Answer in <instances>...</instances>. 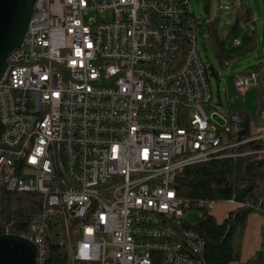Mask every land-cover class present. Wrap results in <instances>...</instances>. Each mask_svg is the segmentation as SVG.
<instances>
[{
    "label": "built area",
    "instance_id": "built-area-1",
    "mask_svg": "<svg viewBox=\"0 0 264 264\" xmlns=\"http://www.w3.org/2000/svg\"><path fill=\"white\" fill-rule=\"evenodd\" d=\"M197 31L191 0H36L0 78V190L44 196L23 235L37 264L55 214L78 222L71 264H202L206 240L184 224L176 180L237 147L247 115L207 113ZM260 83L259 71L235 79ZM255 131L264 138V112Z\"/></svg>",
    "mask_w": 264,
    "mask_h": 264
},
{
    "label": "trees",
    "instance_id": "trees-1",
    "mask_svg": "<svg viewBox=\"0 0 264 264\" xmlns=\"http://www.w3.org/2000/svg\"><path fill=\"white\" fill-rule=\"evenodd\" d=\"M251 20V10H239L231 25L229 36H237L241 20ZM208 29V39L221 68H226L232 59L247 54L257 46L256 31H249L242 39V45L229 49L226 41L219 37L218 19L204 22ZM246 48V49H245ZM252 71L261 72L257 114L246 113V129L238 137L240 144L229 148L223 155L213 156L206 162L186 166L176 180L179 196L189 201L185 210L184 224L199 232L206 240V247L198 258L202 264H232L242 259V247L249 216L252 213L264 215V138L252 139L255 134L254 121L264 112V62L253 65L244 75ZM235 199L243 205L230 211L222 221L208 212L199 202H224ZM44 196L36 192H8L0 190V236L5 234L24 235L29 230L31 218L44 208ZM197 210L202 213L199 221L188 218V212ZM66 228L61 214L48 219L44 234L46 254L43 264H71L69 241L78 235L77 221L72 220ZM74 238L73 241H75ZM255 261L260 263V258Z\"/></svg>",
    "mask_w": 264,
    "mask_h": 264
},
{
    "label": "rangeland",
    "instance_id": "rangeland-1",
    "mask_svg": "<svg viewBox=\"0 0 264 264\" xmlns=\"http://www.w3.org/2000/svg\"><path fill=\"white\" fill-rule=\"evenodd\" d=\"M194 12L198 18V48L202 54L203 59L208 65L214 64L220 73L221 84L220 89L216 87V81L211 78L212 89H213V103L211 105H205L208 114L214 111L227 112L228 101L231 102L232 107L235 109H242L243 100L245 99L246 107L252 109L254 113H257L260 108V104L257 100V94L260 88H251L252 91L246 92L245 90L239 89L233 81V72L235 66L233 62L228 69H223L219 66L215 59V53L211 43L208 41V29L205 25V21L209 22L213 19H218L220 23V37L226 39L231 25L234 23L236 16L241 9L245 12L246 9L251 10V22L257 24V31L260 36V45L256 51L252 52L245 58L239 60L247 61L249 63L264 62V0H191ZM242 28L246 26V22L241 20ZM229 46H232V41L228 42ZM255 90V91H253ZM247 94V95H246ZM220 100L222 103H220ZM217 117V116H216ZM211 122H213L211 120ZM254 127H257V121L253 123ZM233 208V205L226 202H218L214 207L208 209V212L214 215L218 220H223L229 211ZM202 217V213L197 210H191L188 212V218L192 221H199ZM255 221L257 224L263 225L264 219L256 216ZM74 225V223H72ZM75 237L71 236L69 241L70 251L72 243ZM264 249V246H263Z\"/></svg>",
    "mask_w": 264,
    "mask_h": 264
},
{
    "label": "water",
    "instance_id": "water-1",
    "mask_svg": "<svg viewBox=\"0 0 264 264\" xmlns=\"http://www.w3.org/2000/svg\"><path fill=\"white\" fill-rule=\"evenodd\" d=\"M36 0H0V78L7 68L8 55L18 48L25 37ZM210 75L220 89V73L214 64ZM0 264H37V246L23 235L0 236Z\"/></svg>",
    "mask_w": 264,
    "mask_h": 264
},
{
    "label": "crops",
    "instance_id": "crops-1",
    "mask_svg": "<svg viewBox=\"0 0 264 264\" xmlns=\"http://www.w3.org/2000/svg\"><path fill=\"white\" fill-rule=\"evenodd\" d=\"M252 12V11H251ZM206 22V21H205ZM246 24H247V22H246ZM245 29H246V26L245 27H243L242 28V25H241V22H240V24H239V27H238V29H237V36H234V37H230L229 36V32H230V30H229V32H228V36H227V38L226 39H222L221 37H220V32H219V37H220V39L221 40H223V41H226V46H227V48H229V49H232V48H235L236 47V45H235V43H234V39L236 38V37H240V38H244L248 33L245 31ZM256 33H257V35H258V40H257V46H256V48L254 49V50H252V51H250V52H248L247 54H244V55H240V56H238V57H236V58H234V59H232L231 61H229L228 62V65H227V67L226 68H224L225 70L226 69H228L230 66H231V64L233 63V62H235L234 64H233V66H235V71L233 72V81L237 78V77H239V76H243V74H244V72L247 70V69H249V67H251V66H253V65H256V64H259V63H249V62H247V61H239V60H241V59H243V58H245L246 56H248L249 54H251L252 52H254V51H256L257 50V48L259 47V45H260V36H259V33H258V31L256 30ZM208 36H209V34H208ZM208 41H209V39H208ZM229 41H232V46H229L228 45V42ZM210 43V42H209ZM241 45H242V43H241ZM240 46V45H239ZM243 46V45H242ZM246 49V48H245ZM216 59V58H215ZM221 78V77H220ZM253 88H255V87H253ZM258 88H260V87H258ZM246 92H248L247 94H249V92L250 91H252L251 90V88L250 89H248V90H245ZM253 91H255V90H253ZM259 91H260V89H259ZM259 91H258V94H259ZM246 94V95H247ZM258 94H257V100H258ZM259 102V101H258ZM220 103H222V101L220 100ZM243 107H242V109H238V110H236L234 107H232V105H231V102L230 101H228V111L227 112H240V111H248L249 113H251L252 115H255V114H257V113H254L253 111H252V109H250L249 107H246V103H245V99L243 100ZM256 129H257V127H255ZM227 203V202H226ZM229 204H231V205H233V208L230 210V211H232V210H234L235 208H237V205H235V204H232V203H229ZM229 211V212H230ZM228 216V215H227ZM226 216V217H227ZM256 216H259V217H261V218H263L264 219V215H261V214H258V213H252L250 216H249V219H248V225H247V228H246V230H245V235H244V238H243V247H242V259H244V260H247V259H250V260H256V259H259L260 258V264H264V249H263V246H264V222L262 223L263 225H259V224H257V221H255V217ZM225 217V218H226ZM224 218V219H225ZM222 221V220H221Z\"/></svg>",
    "mask_w": 264,
    "mask_h": 264
}]
</instances>
